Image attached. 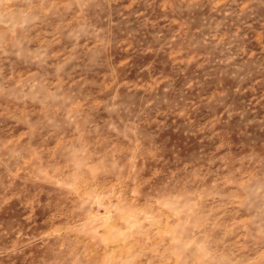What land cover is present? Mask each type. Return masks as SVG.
Segmentation results:
<instances>
[{
    "label": "rangeland",
    "instance_id": "obj_1",
    "mask_svg": "<svg viewBox=\"0 0 264 264\" xmlns=\"http://www.w3.org/2000/svg\"><path fill=\"white\" fill-rule=\"evenodd\" d=\"M0 264H264V0H0Z\"/></svg>",
    "mask_w": 264,
    "mask_h": 264
}]
</instances>
